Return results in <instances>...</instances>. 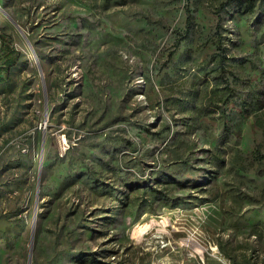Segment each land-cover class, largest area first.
Masks as SVG:
<instances>
[{
  "label": "rangeland",
  "instance_id": "rangeland-1",
  "mask_svg": "<svg viewBox=\"0 0 264 264\" xmlns=\"http://www.w3.org/2000/svg\"><path fill=\"white\" fill-rule=\"evenodd\" d=\"M0 264H264V0H0Z\"/></svg>",
  "mask_w": 264,
  "mask_h": 264
},
{
  "label": "trees",
  "instance_id": "trees-1",
  "mask_svg": "<svg viewBox=\"0 0 264 264\" xmlns=\"http://www.w3.org/2000/svg\"><path fill=\"white\" fill-rule=\"evenodd\" d=\"M238 2H249V4L253 5L255 4L256 0H237ZM14 59L8 58L5 63L9 64L10 66L14 64Z\"/></svg>",
  "mask_w": 264,
  "mask_h": 264
}]
</instances>
